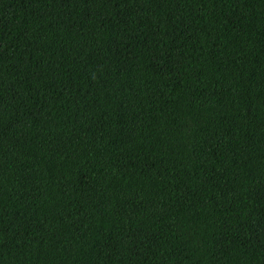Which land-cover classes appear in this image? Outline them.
I'll list each match as a JSON object with an SVG mask.
<instances>
[{
  "label": "trees",
  "instance_id": "16d2710c",
  "mask_svg": "<svg viewBox=\"0 0 264 264\" xmlns=\"http://www.w3.org/2000/svg\"><path fill=\"white\" fill-rule=\"evenodd\" d=\"M0 264H264V0H0Z\"/></svg>",
  "mask_w": 264,
  "mask_h": 264
}]
</instances>
